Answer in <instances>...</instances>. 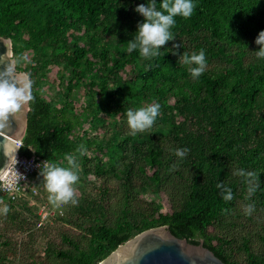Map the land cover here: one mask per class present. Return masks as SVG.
Listing matches in <instances>:
<instances>
[{
    "label": "trees",
    "instance_id": "trees-1",
    "mask_svg": "<svg viewBox=\"0 0 264 264\" xmlns=\"http://www.w3.org/2000/svg\"><path fill=\"white\" fill-rule=\"evenodd\" d=\"M144 2L0 0V35L10 37L12 56L19 54L22 45L32 48L40 62L25 67L15 61L16 69L29 75L33 96L19 153L47 156L52 163L65 154L79 156L80 176L92 174L93 183L101 182L96 193L81 194L75 214L66 219L83 228V241L74 240L64 229L60 241L70 246L48 241L43 255L48 264H97L135 234L167 225L177 237L195 244L202 241L227 264H264V60L256 58L259 46L254 43L264 30V0H194L191 17L175 18L174 39L150 60L138 50L126 51L142 20L134 8ZM67 29H79L80 35L71 33L69 40ZM80 38L83 44H78ZM201 48L206 68L193 80L181 56ZM88 52L98 60L88 59ZM51 60L62 62L70 72L66 92L99 62L87 83L88 88L97 85L98 91L88 89L91 97L83 105V117L74 112L68 93L56 106L38 90L34 74L43 76ZM95 94L101 97L98 102L93 101ZM153 103L161 106L153 127L132 135L127 110ZM99 113L120 119L104 144V157H87L84 147L96 138L81 128L88 120L104 122ZM176 114H183V119L176 122ZM177 148L189 149L182 160L174 155ZM240 168L258 174L259 187L251 196L245 179L234 174ZM40 172L35 174L37 185ZM113 179L117 194L111 203L107 181ZM217 182L232 189V201L221 198ZM147 193L153 199L142 197ZM161 193L168 196L170 210H162L155 201ZM27 201H12L0 192V202L9 208ZM248 204L254 205V211L245 215ZM32 210L19 229L43 228L45 222L38 224ZM10 218L3 214L1 223ZM240 219L251 224L259 247L253 248L254 241L244 232L239 240L223 232L226 225L238 226ZM235 241L242 260L234 257ZM10 246L0 234V264Z\"/></svg>",
    "mask_w": 264,
    "mask_h": 264
},
{
    "label": "rangeland",
    "instance_id": "rangeland-1",
    "mask_svg": "<svg viewBox=\"0 0 264 264\" xmlns=\"http://www.w3.org/2000/svg\"><path fill=\"white\" fill-rule=\"evenodd\" d=\"M79 29H67L65 35L68 37L69 40H71V37L69 36L71 33H77L79 36ZM81 36L83 37L84 34L82 33ZM83 39H79L78 44H83ZM70 47V46H69ZM48 51H50V48L46 46ZM34 51L32 48L25 47L21 45V49L19 51V54L14 57V60L19 63V65L30 67L31 64L34 67H37L39 65V57L34 58ZM86 57L88 59H91L92 61H97L98 59L93 57L91 52H88L86 54ZM54 59L53 55L51 57ZM41 59V58H40ZM42 60V59H41ZM40 60V61H41ZM60 63H55V61L51 60L50 63L47 65L46 73L43 76L39 72H36L34 74V79L37 81L38 90L40 91L41 95L45 97L49 102L54 101L56 106L59 105L62 94H69V100L72 103V106H74L73 110L76 113L81 112V116L83 117L86 113L84 112V103L85 101L89 100L91 96H89L88 89H92L93 91H98V86L94 85L91 88H88L87 83L90 79V74L94 72L99 67V62L96 64V66L91 67V71L89 74L83 77L82 81L78 82V85H73L71 90L66 92V85L68 83V77H69V70H66L65 67L62 66ZM39 71V70H37ZM110 85H112L111 81H109ZM94 98L95 102H98L101 97L99 95L96 96L95 94ZM172 102H174L173 99H171ZM171 109H168V112ZM174 114V111H172ZM99 116H101L104 120L97 121V122H88L86 121L83 123V127L81 128L83 131H88L91 139L95 136L96 139H93L94 142L90 144L89 146L84 147V153L87 157H93L94 155H100L104 157V144L107 140V138L111 135V132L113 133L116 130L117 126H114L115 121H119L120 116H110L105 113H99ZM175 121L179 122L183 119V114H176ZM166 125V124H164ZM163 125V126H164ZM104 149V150H100ZM77 163L79 165L77 171H78V181L74 185L75 188V198L80 203V196L81 194H87L90 195L91 193H96V190L98 189L99 183L101 182L99 180H96L95 183H93L94 178L92 174L86 175V176H80V167L82 165L81 157L76 156ZM58 166L66 167L67 162L64 159H58L55 162ZM39 180V185H37L38 193L33 197V200L36 202H44L47 205H49L53 213L50 214V216L47 218L48 220H44V224L42 225L43 228H40V226H33L32 230L30 232H27L25 230L19 229L18 226L22 225L21 220H23L25 217H31L33 215V210L35 211L38 219L37 223L39 222V214L37 213V207L36 205H32L30 203V200L27 201V203L18 202L15 203L11 208L8 207V204H3V202H0V209H2L5 205H7L9 211L6 215L12 216L10 213H13L15 217L10 218V222L7 224L1 223V218L3 214H0V234L3 236L6 242H8L11 246L8 250V253L6 254L7 258L4 259V264H48V260L45 259L43 255V247L48 241L56 242L60 245V247H69L70 245L67 243H63L60 241L61 239V233L62 230L66 229L65 231H68L74 240L78 242L83 241V228L80 226H76L72 222L66 221L69 217V213L75 214L74 208L77 206L72 204H60L54 206L51 204L48 200L49 193L47 192L44 181ZM83 180L82 182H80ZM36 184H38V181H36ZM107 186L110 188V202H114L116 200V190H117V184L115 180H109L107 181ZM147 200L153 199L151 193H147L146 195L142 196ZM156 202H159L162 206V210H170V202L169 198L165 193H161L159 197L154 198ZM239 205V204H238ZM240 208V206H238ZM76 210V209H75ZM63 215V218L60 219V215ZM67 214V215H66ZM59 216V217H58ZM75 216V215H74ZM72 216V217H74ZM8 219V218H7ZM71 220L70 218L68 219ZM250 223L243 224L242 219H240V222L238 226H236L234 229L232 225H226V228L223 229L224 233H228L233 235L237 240H239V233L244 232V236L251 241H254V244H251L252 247H259L260 240L258 238H254V231L250 230ZM80 236V237H79ZM240 246L238 241H235L234 247H235V253L234 257L237 260H242L244 255L241 251H239ZM13 248V250L11 249Z\"/></svg>",
    "mask_w": 264,
    "mask_h": 264
},
{
    "label": "clouds",
    "instance_id": "clouds-1",
    "mask_svg": "<svg viewBox=\"0 0 264 264\" xmlns=\"http://www.w3.org/2000/svg\"><path fill=\"white\" fill-rule=\"evenodd\" d=\"M195 7L194 0H147V2L135 6L134 11L142 17L137 23L135 35L127 41L126 51L132 53L138 50L139 55L145 59H153L160 55L161 48L167 42L174 39L171 29L176 23V17L189 18ZM254 43L258 45L255 55L258 60H264V30L256 36ZM165 48H163L164 50ZM182 62L189 66V72L193 80L199 79L206 68V54L204 49L191 54L183 53ZM10 76V79L7 78ZM32 82L27 73H18L15 76L8 71L0 74V129L7 125L10 114H16L33 100L31 93ZM161 106L153 103L148 106L130 108L126 112V121L132 135L146 132L152 128ZM83 146H80V150ZM189 152L188 148H177L174 155L183 159ZM66 167L58 166L56 163L44 162L40 174L44 181L48 200L54 206L60 204L76 205L74 185L78 181V163L72 154H65ZM235 175L245 179L249 196L254 194L259 187L258 174L237 169ZM216 188L225 202L233 200V191L222 182H217ZM7 205L0 209V214H7ZM254 211V205L248 204L244 208V214L250 215Z\"/></svg>",
    "mask_w": 264,
    "mask_h": 264
},
{
    "label": "water",
    "instance_id": "water-1",
    "mask_svg": "<svg viewBox=\"0 0 264 264\" xmlns=\"http://www.w3.org/2000/svg\"><path fill=\"white\" fill-rule=\"evenodd\" d=\"M8 67L13 76L18 73L12 56L10 37L0 35V74ZM10 79V76L7 77ZM25 106L10 114L5 128L0 129V175L6 169L18 148L16 139H22L27 125ZM97 264H227L217 257L202 241L192 243L175 236L167 225L145 229L120 243Z\"/></svg>",
    "mask_w": 264,
    "mask_h": 264
},
{
    "label": "built area",
    "instance_id": "built-area-1",
    "mask_svg": "<svg viewBox=\"0 0 264 264\" xmlns=\"http://www.w3.org/2000/svg\"><path fill=\"white\" fill-rule=\"evenodd\" d=\"M15 144L18 150L0 175V192L6 199L12 201H18L21 198L30 200V203L37 207L40 217L38 224H41L53 213V210L46 203L33 200L38 193L35 174L43 169L42 164L45 161L52 163V160L47 156L37 154H20L22 139H16Z\"/></svg>",
    "mask_w": 264,
    "mask_h": 264
}]
</instances>
